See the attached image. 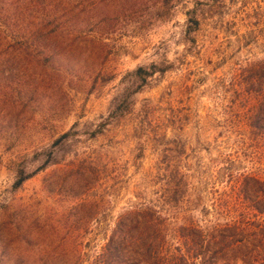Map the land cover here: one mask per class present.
Segmentation results:
<instances>
[{
  "label": "rangeland",
  "instance_id": "obj_1",
  "mask_svg": "<svg viewBox=\"0 0 264 264\" xmlns=\"http://www.w3.org/2000/svg\"><path fill=\"white\" fill-rule=\"evenodd\" d=\"M69 2L80 37L0 43V264H98L145 208L205 225L226 200L256 220L238 182L264 178L244 73L264 60V0Z\"/></svg>",
  "mask_w": 264,
  "mask_h": 264
},
{
  "label": "trees",
  "instance_id": "obj_2",
  "mask_svg": "<svg viewBox=\"0 0 264 264\" xmlns=\"http://www.w3.org/2000/svg\"><path fill=\"white\" fill-rule=\"evenodd\" d=\"M69 4V0H0V43L13 51L17 47L28 51L41 39L80 37V30L70 34L62 22ZM34 47L32 51L39 53V47ZM244 73L248 92L260 98V111L251 127L264 134V60L249 64ZM163 175L162 205L172 206L180 193L175 182L178 174ZM238 183V193L249 211L246 215L256 220L232 216L226 200L205 225L192 220L180 224L178 218L172 222L163 210H135L119 218L98 264H264V178L245 177Z\"/></svg>",
  "mask_w": 264,
  "mask_h": 264
}]
</instances>
